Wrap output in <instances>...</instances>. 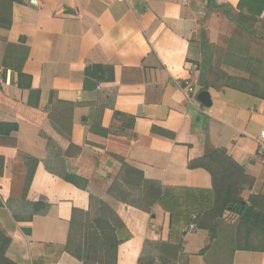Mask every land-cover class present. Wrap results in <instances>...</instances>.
Wrapping results in <instances>:
<instances>
[{"label":"crops","instance_id":"0c3cea01","mask_svg":"<svg viewBox=\"0 0 264 264\" xmlns=\"http://www.w3.org/2000/svg\"><path fill=\"white\" fill-rule=\"evenodd\" d=\"M241 1L0 0V123L18 127L0 177L11 263L82 264L66 252L72 212H96L89 192L61 178L67 172L104 193L121 219L117 264H264V251L239 249L234 213L216 221L213 242L205 230L189 231L212 206V179L188 163L219 149L254 180L243 200L264 208V10L241 12ZM88 65L113 67L114 81L86 80ZM19 75L30 89L18 86ZM203 92L209 107L199 101ZM53 109L71 126L69 138L52 125ZM122 163L172 194L179 215L144 204L146 187L128 188ZM118 192L136 196L126 203L108 195ZM41 198L46 215L15 221L12 210L26 214L25 203Z\"/></svg>","mask_w":264,"mask_h":264},{"label":"trees","instance_id":"16d2710c","mask_svg":"<svg viewBox=\"0 0 264 264\" xmlns=\"http://www.w3.org/2000/svg\"><path fill=\"white\" fill-rule=\"evenodd\" d=\"M261 1V2H259ZM261 3V4H260ZM259 4L257 10L253 11L254 5ZM251 6L249 12L260 16L264 10V0H242L238 9L243 12L244 8ZM231 15L230 13H228ZM86 80L93 79L96 84L103 82L110 83L114 81V69L109 66L88 65L85 68ZM27 79L28 82H25ZM31 79L24 75L18 76V86L24 88L28 85L30 89ZM50 112V120L56 131L69 138L71 126H67V121L59 118L56 112ZM61 117V116H60ZM18 130L16 125L0 123V177L4 173L5 159L13 156L15 153L16 142L11 138V134ZM49 150H55L54 142L49 141ZM78 156L86 155L98 164L92 155L85 154L81 148L73 147ZM77 156V158H78ZM37 161L30 162L28 178L25 185V192L28 193L34 174ZM124 177L123 183L128 188H134L135 191L144 185L143 203L147 206H154L157 203L164 210L173 214V217L179 215L177 202L170 198L172 194H164L162 187L157 189L158 184L144 180L143 174L128 168L122 163ZM190 170L203 169L207 171L212 179V206L203 210L192 221V225L197 230H205L209 233L211 241L217 239L218 230L216 221L223 218L227 212L239 216L238 247L239 249L249 251H264V208L257 209L253 200L246 203L242 198L243 191L253 186L254 180L248 178L244 168L238 164L226 149H219L199 159H190L188 163ZM61 178L67 183L85 190L90 193L91 207L95 209V218H91L89 212L73 210L70 222V234L66 245V252L79 260L82 264H117L119 240L117 230L124 227L121 219L105 201L104 193H97L90 182L78 177L76 174H63ZM148 186L150 187L149 189ZM182 190H175L173 193H180ZM98 194L100 198L94 196ZM136 193H108L117 201L128 202L130 198H135ZM126 196L128 199H125ZM135 200V199H134ZM264 199H262L263 201ZM133 201V200H132ZM130 201V203L132 202ZM171 201V203H170ZM0 201V205H1ZM27 206L26 214L19 215L12 210L16 222H30L35 216H44L48 213L50 205L45 198H41L36 203H25ZM134 206L136 203L134 202ZM251 233L256 234V243L247 245V236ZM244 235V237L242 236ZM12 244L2 230H0V264H13L7 258L6 254Z\"/></svg>","mask_w":264,"mask_h":264},{"label":"built area","instance_id":"2783aa9c","mask_svg":"<svg viewBox=\"0 0 264 264\" xmlns=\"http://www.w3.org/2000/svg\"><path fill=\"white\" fill-rule=\"evenodd\" d=\"M4 75H5V71L4 68H2L0 66V84L3 83V79H4ZM186 91L188 92V98L191 99L190 95L194 93V89L191 85L187 84V88ZM260 142H261V147L264 148V127L260 133ZM195 229V227L192 225L189 228V231H193Z\"/></svg>","mask_w":264,"mask_h":264},{"label":"water","instance_id":"95a60500","mask_svg":"<svg viewBox=\"0 0 264 264\" xmlns=\"http://www.w3.org/2000/svg\"><path fill=\"white\" fill-rule=\"evenodd\" d=\"M199 101L205 106L209 107L211 105L210 97L207 92H203L200 94Z\"/></svg>","mask_w":264,"mask_h":264}]
</instances>
